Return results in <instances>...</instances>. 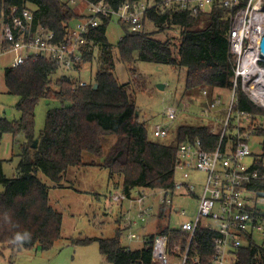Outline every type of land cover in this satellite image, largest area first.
Here are the masks:
<instances>
[{
	"label": "trees",
	"instance_id": "1",
	"mask_svg": "<svg viewBox=\"0 0 264 264\" xmlns=\"http://www.w3.org/2000/svg\"><path fill=\"white\" fill-rule=\"evenodd\" d=\"M98 1L85 0L87 3ZM105 1L113 9L127 2L144 1L154 5L164 2ZM239 8L231 12L222 8L218 0L210 10L198 16L163 6L158 10L153 8L145 14L142 32L134 33L127 25H119L125 36L116 47L106 37L113 21L103 19L87 38L84 62L94 60L97 47L100 67L94 84L85 87L74 88V81L66 76L54 80L58 65L49 59L39 58L21 67L6 69L5 86L8 94L19 98L16 110L20 118L12 122L0 119V140L3 135L13 137V148H18L20 161L16 177L8 179L3 170L4 161L0 160V256H3V249L14 255L34 249L49 251L62 239L63 215L51 206L50 189L37 174L42 172L53 183L54 189H66L69 169L86 166L84 154L104 157L103 138L114 135L117 141L98 166L108 170L111 177L121 179V191L127 196L140 189L170 190L174 184L175 154L179 145L199 138L206 149L218 146L220 136L212 134L213 123L209 121L180 126L170 144L150 141L146 125L137 115L135 102L114 75V53L127 64L131 76L135 75L134 64L138 61L184 69V96L194 107L197 93L202 95L207 91L212 100L219 90H233L235 58L230 53L229 31L231 18ZM13 9L17 14L23 10L31 11L36 26L54 32L59 38L66 35L72 22L79 20L68 2L0 0V22L2 16H9ZM173 30L179 32L178 43L162 39ZM95 85L97 89H94ZM43 99L59 106L48 110L45 127L36 137L35 109ZM236 99L238 109L253 117V124L248 129L254 131V137L264 139V108L255 105L240 86L236 90ZM229 140L226 138L224 144ZM35 141L36 148L33 147ZM262 147L258 165L264 161V140ZM160 206L158 214L164 218L168 208ZM130 229L131 225L118 228L110 239H85L74 241V244L89 245L96 241L101 256L110 264H153L152 243L156 235L145 239L142 249L131 250L121 244L123 232ZM158 234L168 236L170 250L175 243L180 245L181 251L188 246L186 234L168 227ZM213 237L208 230L199 229L196 232L197 247L190 248L192 254H201L206 264L212 253ZM236 259V264H264V241L256 243L253 238H248L237 251Z\"/></svg>",
	"mask_w": 264,
	"mask_h": 264
},
{
	"label": "built area",
	"instance_id": "2",
	"mask_svg": "<svg viewBox=\"0 0 264 264\" xmlns=\"http://www.w3.org/2000/svg\"><path fill=\"white\" fill-rule=\"evenodd\" d=\"M85 0H68L71 6ZM215 0H164L154 5L152 2H127L118 9L105 0L86 3L87 15L78 20V25L68 27L63 38L42 26H36L31 11H11L2 16L0 22V56L12 55V68H18L29 61L39 58L49 59L58 65V71L80 74L83 70L84 50L87 38L92 30L98 28L103 19H111L117 25H127L131 32L139 33L144 29V17L150 9L160 6L184 11L192 16L210 10ZM221 7L229 11L239 8L231 18L229 31L230 53L235 58L233 90L229 102H224L216 94L211 100L204 91V101L194 106L200 107L197 117L212 122V134L219 135V144L215 149H206L198 138L178 146L174 162V184L168 191H158L163 196L160 205H165L172 215L186 217V211L174 205L173 199H194L195 212L180 227L166 226L173 231L189 237L188 246L181 251L174 244L170 250L166 235L157 234L152 243L153 264H206L201 254H192L191 247L196 246V232L205 229L214 234L212 253L207 264H236V253L245 240L257 236L264 241V161L253 158L250 166L245 161L252 157L249 146L254 131L248 127L253 117L237 107L236 90L242 92L257 106L264 108V56L260 45L264 36V0H218ZM56 72V73H57ZM66 76V75H65ZM62 76V77H65ZM74 81V88L88 84L76 77L66 76ZM190 102L180 106H168L163 115L167 121L154 127L155 138H166L175 122L191 109ZM221 126V129H218ZM232 126V129L230 127ZM226 138L230 140L224 144ZM202 173L206 179L200 187L192 183L194 173ZM178 176L180 177L178 179ZM156 196L146 193L145 189L127 196L120 189L110 195L112 205L122 207L125 201L135 208L138 221L150 218L153 208L147 205L150 198ZM127 223L131 224L128 218ZM216 224V226H213ZM128 239L139 240L134 233ZM145 242V239H144Z\"/></svg>",
	"mask_w": 264,
	"mask_h": 264
},
{
	"label": "rangeland",
	"instance_id": "3",
	"mask_svg": "<svg viewBox=\"0 0 264 264\" xmlns=\"http://www.w3.org/2000/svg\"><path fill=\"white\" fill-rule=\"evenodd\" d=\"M67 3L68 0H60ZM74 12L83 19L88 11L85 1H80L76 6H71ZM78 25V20L71 23L72 27ZM125 36L117 23L112 22L106 33L108 42L116 47L118 42ZM167 36V37H166ZM162 36L163 40H174L178 43L179 32L171 31L168 35ZM160 37V36H157ZM177 37V38H176ZM115 49V48H114ZM116 52V49H115ZM100 52L94 49V60L87 62L83 66L80 74L66 73L58 71L54 75V80L62 76L76 77L78 81L94 84L95 76L100 67ZM13 56H0V119L5 118L12 122L20 118V113L16 110L19 98L10 95L5 86V71L12 67ZM135 75L131 76L127 64L122 63L117 54L114 53V75L120 85L125 86L137 107L140 122L146 125L149 139L152 142L170 144L174 141L177 129L182 125L207 124L208 122L197 117L194 113L200 112L199 106L188 109L175 122L166 138H155L153 136L154 127L167 121L163 115L164 109L168 106H180V103L187 101L184 96L186 72L184 69L172 68L164 64H155L138 61L134 64ZM163 85L164 90L159 89ZM55 89H57L55 87ZM224 102H229L231 92L228 90L217 91ZM196 103L204 101L201 93L194 95ZM195 103V104H196ZM57 103L43 99L35 109V136L39 137L46 123L48 110L58 107ZM194 112V113H192ZM263 138L253 136L250 138L249 146L252 157L245 161L246 166H250L253 158H260L263 154ZM22 141V139H21ZM117 141L116 136L103 138L104 157L97 158L91 154H84L83 160L85 167L71 168L67 172L65 185L66 189H54L53 183L46 176L39 172L37 176L48 185L50 189V203L53 208L63 215L62 239L57 241L49 251L28 250L14 255L10 250L3 249V256H0V264H110L101 256L98 243L92 242L89 245L74 244V241L85 239H110L115 236L118 228L130 226V231H124L121 237V244L131 250H139L144 246V239L154 236L166 226L180 227L196 209L194 199H173L174 205L182 207L186 211V217L167 213L164 218L159 217L160 202L163 196L158 191L146 190V193L156 196L147 201V205L153 208L156 216L144 218L143 221L136 219V211L129 202L125 201L122 205H112L110 195L115 193V189H120L122 181L117 176L111 177L108 170L100 168L104 158ZM19 150L13 148V137L3 135L0 140V160L3 162L4 174L8 179L17 175V167L20 161ZM180 177L178 176V179ZM206 176L202 173L192 175V183L198 187L203 185ZM0 192L2 188L0 187ZM131 224L127 223V219ZM216 226V224H213ZM134 233L140 237L139 240L128 239L129 233ZM261 236L256 240L260 242Z\"/></svg>",
	"mask_w": 264,
	"mask_h": 264
},
{
	"label": "water",
	"instance_id": "4",
	"mask_svg": "<svg viewBox=\"0 0 264 264\" xmlns=\"http://www.w3.org/2000/svg\"><path fill=\"white\" fill-rule=\"evenodd\" d=\"M260 51H261V54L264 56V36H263L262 41H261ZM164 88H165V87H164L163 85H160V86H159V89H161V90H164ZM94 89H97V85L94 86ZM137 115H138V113H137ZM33 147H34V148L37 147V141H35V144H34ZM34 250L36 251V249H34Z\"/></svg>",
	"mask_w": 264,
	"mask_h": 264
},
{
	"label": "crops",
	"instance_id": "5",
	"mask_svg": "<svg viewBox=\"0 0 264 264\" xmlns=\"http://www.w3.org/2000/svg\"><path fill=\"white\" fill-rule=\"evenodd\" d=\"M36 251H37V249H36Z\"/></svg>",
	"mask_w": 264,
	"mask_h": 264
}]
</instances>
